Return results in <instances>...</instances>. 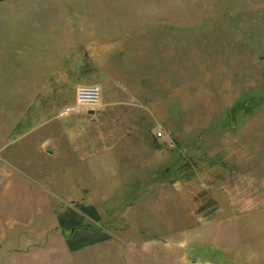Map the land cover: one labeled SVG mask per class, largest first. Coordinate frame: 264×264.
Returning a JSON list of instances; mask_svg holds the SVG:
<instances>
[{
    "label": "rangeland",
    "instance_id": "374dc122",
    "mask_svg": "<svg viewBox=\"0 0 264 264\" xmlns=\"http://www.w3.org/2000/svg\"><path fill=\"white\" fill-rule=\"evenodd\" d=\"M243 6L240 0H0V264H17L27 244L18 235L24 223L34 214L46 222L54 212L36 210V202L52 201L47 188L57 182L48 177L56 166L48 156V123L78 84L98 86L106 101L119 99L110 90L136 95L131 99L145 107L157 171L156 142L184 141V202L165 204V226L153 211L149 228L184 236V264H208L200 246L225 233L224 173L216 170V155L242 132L249 145L264 144V19L241 16ZM167 26H177V36L151 33ZM81 35L87 49L51 50ZM54 53L61 56L50 79ZM169 168L176 182V168ZM121 212L130 218L133 211ZM260 224L254 226L262 230ZM27 225L26 236L35 226ZM242 228L240 220L232 224L239 234Z\"/></svg>",
    "mask_w": 264,
    "mask_h": 264
},
{
    "label": "crops",
    "instance_id": "0c3cea01",
    "mask_svg": "<svg viewBox=\"0 0 264 264\" xmlns=\"http://www.w3.org/2000/svg\"><path fill=\"white\" fill-rule=\"evenodd\" d=\"M240 2L245 5L242 11L247 12L241 16L264 19V0ZM177 26L151 28V33L175 37ZM74 40L51 50L87 49V39L83 40L82 35ZM132 40L137 43L141 39L135 36ZM54 55L50 79L57 73V57L61 56ZM54 55L51 54L52 59ZM77 86L72 101L57 112L56 121L48 123V156L56 162L48 177L57 182L55 188H47L52 201L36 202V210L54 212L46 222L45 216L39 221L34 214L18 229L27 244L19 252L17 264H184V236L169 238L168 234L153 233L149 228L154 226L153 211H160L158 223L165 226L161 213L165 204L184 202V141L180 139L175 147L168 139L156 142L162 169L157 171L155 143L146 136L147 124L143 122L145 107L131 99L136 95L129 90H110L112 97L119 99L106 101L100 96L96 106L63 115V109L75 102ZM253 143L256 144L249 145L242 132L239 139L226 141L225 153L216 155V170L224 173L220 185L226 209L225 233L211 234L208 245L200 246L209 253L208 264H264L259 260L264 258V228H258L260 223L264 225V144L258 140ZM170 166L176 168V182L170 179ZM107 177L118 181L111 187L104 186L101 181ZM110 209L116 212L110 213ZM127 209L133 211L130 218L121 212ZM238 220L243 227L240 234L232 229ZM32 222L35 226L26 236L27 224ZM134 227L136 232H122ZM251 250L258 253L251 254Z\"/></svg>",
    "mask_w": 264,
    "mask_h": 264
},
{
    "label": "built area",
    "instance_id": "2783aa9c",
    "mask_svg": "<svg viewBox=\"0 0 264 264\" xmlns=\"http://www.w3.org/2000/svg\"><path fill=\"white\" fill-rule=\"evenodd\" d=\"M101 90L96 85H79L75 91V102L73 106L65 107L63 109V115H69L70 113L81 109L83 107H94L100 100ZM158 136H161L158 133Z\"/></svg>",
    "mask_w": 264,
    "mask_h": 264
}]
</instances>
